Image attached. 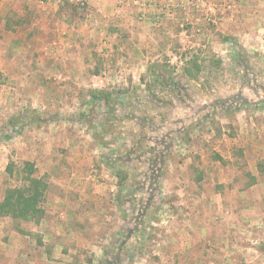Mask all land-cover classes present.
Wrapping results in <instances>:
<instances>
[{
	"label": "rangeland",
	"instance_id": "1",
	"mask_svg": "<svg viewBox=\"0 0 264 264\" xmlns=\"http://www.w3.org/2000/svg\"><path fill=\"white\" fill-rule=\"evenodd\" d=\"M5 2L0 202L49 188L0 264H264V0Z\"/></svg>",
	"mask_w": 264,
	"mask_h": 264
},
{
	"label": "trees",
	"instance_id": "2",
	"mask_svg": "<svg viewBox=\"0 0 264 264\" xmlns=\"http://www.w3.org/2000/svg\"><path fill=\"white\" fill-rule=\"evenodd\" d=\"M167 83L172 84L171 81ZM92 98L103 101L105 106L110 107V95L94 93L92 94ZM263 105L264 102L254 104L257 107ZM24 119L27 120L28 118L25 117ZM33 121L36 122V120ZM37 122L40 121L37 120ZM14 166L13 163L7 166L9 178H16L22 184L7 188L3 200L0 202V216L22 221L39 222L45 213L42 209V204L45 202L46 193L49 188L48 183L44 178L35 176L37 170L34 163L25 162L19 170H16Z\"/></svg>",
	"mask_w": 264,
	"mask_h": 264
},
{
	"label": "crops",
	"instance_id": "3",
	"mask_svg": "<svg viewBox=\"0 0 264 264\" xmlns=\"http://www.w3.org/2000/svg\"><path fill=\"white\" fill-rule=\"evenodd\" d=\"M94 1H99L97 3V9H95V11H94V13L98 17V19H104V18L111 19L112 17H114L116 15V13H115V9H116L115 5L117 3V0H94ZM19 3H20V0H8V2H5V4L8 5L10 9H13V5H16V4H19ZM4 21H6V20L4 19ZM5 26L6 27H10L11 29L19 28V27H16V24H14L13 22H11V23L9 22V24L5 23L4 27ZM18 32H19V30L17 31L15 39L19 38V33ZM21 35L24 36V32L21 31ZM24 37H26V36H24Z\"/></svg>",
	"mask_w": 264,
	"mask_h": 264
}]
</instances>
